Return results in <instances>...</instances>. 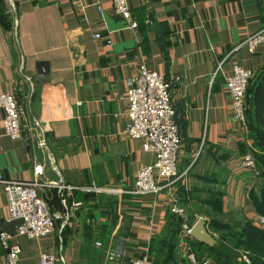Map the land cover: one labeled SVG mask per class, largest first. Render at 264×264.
Returning <instances> with one entry per match:
<instances>
[{
    "label": "crops",
    "instance_id": "crops-1",
    "mask_svg": "<svg viewBox=\"0 0 264 264\" xmlns=\"http://www.w3.org/2000/svg\"><path fill=\"white\" fill-rule=\"evenodd\" d=\"M3 1L9 25L0 18V93H13L29 118L42 120L53 161L6 136L0 110V175L32 180L41 162L38 193L56 227L41 238L14 234L19 264H36L58 245V264H123L107 262V250L122 244L128 260L149 251L153 237L168 241L169 193L197 217L209 209L207 191L219 189L223 212L248 218L247 194L260 182L239 166L240 145L252 140L233 120L225 76L234 64L252 71L250 121L259 118L263 130L264 41L253 50L245 41L264 28V0H127L135 28L113 14L110 0ZM140 64L171 81L183 140L182 176L155 196L131 193L154 156L123 132L126 85ZM7 219L0 183V228Z\"/></svg>",
    "mask_w": 264,
    "mask_h": 264
},
{
    "label": "built area",
    "instance_id": "built-area-1",
    "mask_svg": "<svg viewBox=\"0 0 264 264\" xmlns=\"http://www.w3.org/2000/svg\"><path fill=\"white\" fill-rule=\"evenodd\" d=\"M112 12L124 18L130 28H135L136 20L131 17L127 0H110ZM99 38V34H95ZM264 41V28L251 35L245 41L250 50ZM110 43V40H107ZM252 78V71L239 64L232 66L231 73L225 76V89L230 98L232 117L239 130L246 134V89ZM30 82V78H24ZM171 81L164 74L149 70L140 64L136 74L127 81L125 92V118L123 132L130 138L142 140V149L153 153L151 164L143 165L136 173L131 193L139 196H155L166 186L178 180L182 175L177 170V160L182 147V136L176 121V111L171 97ZM0 110L3 112L2 127L6 136L11 139H22L32 150L41 149L47 153L46 157L53 165L48 152L47 129L40 118L26 115L24 108L17 102L13 93H0ZM248 138V137H247ZM249 139V138H248ZM247 150L241 154L240 168L247 172L254 180H260L262 167L254 156L251 142L245 144ZM34 178L32 180L4 179L0 175V183L6 195L7 221L20 219L16 228V235L28 239L47 236L55 231L54 217L47 201L40 196L38 189L45 185L43 164L33 163ZM53 168H55L53 166ZM62 188L57 182H53ZM71 188L70 186H66ZM118 191H121L120 189ZM247 198L248 194H247ZM63 205L65 203L63 202ZM67 209L66 206H64ZM167 209L175 216H184V207L180 205L175 194H168ZM249 218L254 224L264 230V214L257 213L249 201ZM68 211L65 210V213ZM67 216V215H66ZM192 225L181 222L177 234L176 254L181 264H213L210 257H198L193 245ZM14 234L0 231V249L3 251L5 264H19L21 248L12 243ZM96 245H100L98 242ZM107 262H122L123 264H153L144 250L140 255L124 258L122 244H117L106 252ZM242 258L249 261L245 254ZM62 247L41 251L36 264L63 263Z\"/></svg>",
    "mask_w": 264,
    "mask_h": 264
},
{
    "label": "trees",
    "instance_id": "trees-1",
    "mask_svg": "<svg viewBox=\"0 0 264 264\" xmlns=\"http://www.w3.org/2000/svg\"><path fill=\"white\" fill-rule=\"evenodd\" d=\"M4 9L5 2L0 0V18L6 27L9 25V21L3 11ZM250 83L251 79L246 89V102L248 104V110L246 112L247 137L252 140L251 145L254 148L253 154L260 161L263 169L258 190H249L248 197L254 210L257 213L264 214V127L263 130H260L262 126L259 118L250 121L251 100L248 98ZM240 146L242 154L247 150V147L245 144H241ZM207 193L208 198L204 201L210 205L207 210L210 218L206 221V224L210 230H215L217 237L215 238L216 241L213 246H207L193 239L192 245L197 256L210 257L213 264H245L241 259L239 251L243 249L249 252L251 264H264V231L256 228L249 220H245L244 218H229L230 215L222 210L221 190L212 189L207 191ZM186 198L188 199L187 196ZM199 211H201L200 207ZM168 219L171 224L168 230V241L164 237V242L162 243L161 238L155 239L153 237L149 243L148 254L150 253L153 256V264H178L176 241L179 226L183 221H186L189 225H192L196 221V217L190 216L188 213L185 218L170 213L168 214ZM156 245H163V250H154L153 246Z\"/></svg>",
    "mask_w": 264,
    "mask_h": 264
},
{
    "label": "water",
    "instance_id": "water-1",
    "mask_svg": "<svg viewBox=\"0 0 264 264\" xmlns=\"http://www.w3.org/2000/svg\"><path fill=\"white\" fill-rule=\"evenodd\" d=\"M20 219H13L6 221L2 224L0 231H5L10 234H15L17 226L20 224ZM206 222L203 220H197L191 227V236L201 243L207 246H213L215 243L214 237L209 233Z\"/></svg>",
    "mask_w": 264,
    "mask_h": 264
},
{
    "label": "rangeland",
    "instance_id": "rangeland-1",
    "mask_svg": "<svg viewBox=\"0 0 264 264\" xmlns=\"http://www.w3.org/2000/svg\"><path fill=\"white\" fill-rule=\"evenodd\" d=\"M262 169H263V168H262ZM259 182H260V180H259ZM179 203H180L181 206L184 207V213H185V214L188 213V207H186L184 204H181L180 200H179ZM204 213H205V214H203V215H201V216L198 215V216L196 217V221L199 220V219H200V220H203V221H207V220H209L210 217L207 216V215H209L208 212H207V210H206ZM227 214L230 215L229 218H230V217H233V218H235V219H236V218H237V219H242V218H239L240 216H239L238 214H234V212H230V213L227 212ZM182 217H183V216H182ZM183 218H184V217H183ZM248 218H249V215H248ZM248 218L245 217L244 219L247 220ZM248 220H249L252 224H254L253 221H251L250 218H249ZM196 221H195V222H196ZM195 222H194V223H195ZM194 223H193V224H194ZM193 224H192V225H193ZM255 225H256V224H255ZM206 226H207V225H206ZM255 227H256V226H255ZM258 227H259V226H258ZM256 228H257V227H256ZM259 228H260L261 230H263L261 227H259ZM259 228H258V229H259ZM207 229H208L209 233H210V234L214 237V239H215V238L217 237V233L215 232V230H212V229L210 230L209 228H207ZM263 231H264V230H263ZM215 240H216V239H215ZM239 251H240L241 259L245 262V260L242 258V255L245 254L246 257H247V259H248V261H249V264H251V261H250V259H249V252H248L247 250H243V249H240ZM245 264H248V263L245 262Z\"/></svg>",
    "mask_w": 264,
    "mask_h": 264
}]
</instances>
